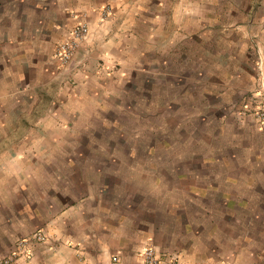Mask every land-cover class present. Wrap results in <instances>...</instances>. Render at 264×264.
Here are the masks:
<instances>
[{"label":"crops","instance_id":"0c3cea01","mask_svg":"<svg viewBox=\"0 0 264 264\" xmlns=\"http://www.w3.org/2000/svg\"><path fill=\"white\" fill-rule=\"evenodd\" d=\"M238 6L0 0V259L41 229L47 242L13 264H144L148 245L264 264V226L254 243L257 221L236 214L264 200L249 113L264 2ZM80 22L89 33L60 67L55 47Z\"/></svg>","mask_w":264,"mask_h":264},{"label":"built area","instance_id":"2783aa9c","mask_svg":"<svg viewBox=\"0 0 264 264\" xmlns=\"http://www.w3.org/2000/svg\"><path fill=\"white\" fill-rule=\"evenodd\" d=\"M107 10H103V16ZM89 33L88 26L80 22L71 30L70 38L56 45L54 57L60 67H65L72 59L81 42H83ZM259 81L253 95L256 96L255 102L249 108V113L259 127L264 126V68L262 61H259ZM248 111V110H247ZM31 242L46 243L47 237L43 230H36L25 238H20L16 242L15 250L0 259V264H13L19 257L30 255L28 246ZM144 264H187L182 258L175 254L160 253L153 245L146 246L141 253ZM117 261V257H113ZM193 264H210L196 262Z\"/></svg>","mask_w":264,"mask_h":264},{"label":"rangeland","instance_id":"374dc122","mask_svg":"<svg viewBox=\"0 0 264 264\" xmlns=\"http://www.w3.org/2000/svg\"><path fill=\"white\" fill-rule=\"evenodd\" d=\"M236 2H238V5H239L238 8L240 10H242L245 7V5L248 4V5H251L250 12L254 11L256 13L258 11V5H260V3L262 4V2H264V0H236ZM123 139L125 140V142H128V143L131 140L130 137H123ZM141 142L146 143L147 137L141 138ZM140 156H143L144 157L143 159L145 160L147 153L142 152V153H140ZM178 159H180V158L175 157V161ZM141 170L142 169H139V172ZM154 172H155L154 175H159V176L163 175V169L162 168H155ZM245 202H246V204H241L240 208L239 209L237 208L238 211L236 212V214L241 215L243 217L248 216V217H250L251 221L252 220L257 221V224L254 225L255 227L253 229L254 230V232H253L254 241H255L254 243H263V240H262L263 230H262V228L264 226L263 225V222H264V200H261V201L253 200V201H245ZM258 202H259V204H257ZM258 208H259V210H258ZM247 209H250V210H247ZM220 261H222V260H219L218 262L216 261V263H210V264H221ZM223 264H236V260L234 262L223 263Z\"/></svg>","mask_w":264,"mask_h":264}]
</instances>
